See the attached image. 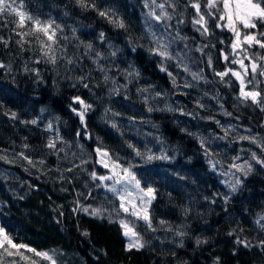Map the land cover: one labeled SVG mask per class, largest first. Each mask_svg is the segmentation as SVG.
<instances>
[{
  "label": "trees",
  "instance_id": "obj_1",
  "mask_svg": "<svg viewBox=\"0 0 264 264\" xmlns=\"http://www.w3.org/2000/svg\"><path fill=\"white\" fill-rule=\"evenodd\" d=\"M15 2L53 22L55 42L0 19V226L12 241L55 264H264V75L232 63L247 55L264 68V49L233 55L234 34L212 18L210 34L198 31L190 0ZM229 68L259 103L216 74ZM75 97L91 105L84 122ZM97 148L155 189L152 226L130 219L142 248L128 245L117 199L92 178L105 172ZM0 262L51 264L29 250L0 249Z\"/></svg>",
  "mask_w": 264,
  "mask_h": 264
},
{
  "label": "snow or ice",
  "instance_id": "obj_2",
  "mask_svg": "<svg viewBox=\"0 0 264 264\" xmlns=\"http://www.w3.org/2000/svg\"><path fill=\"white\" fill-rule=\"evenodd\" d=\"M78 3H80L82 6H84V0H77ZM172 7H175V5H171ZM190 6L195 10L197 17L194 19L193 23L194 25H200V28L197 29L198 31H202V34H210V29L208 27L209 18H212L216 21L215 26L217 28L227 27L235 36L234 41L231 44V48L233 49V55H235V50L240 49L241 51H246L244 48V45H247L249 47L252 46H258L260 49H264V31H261V28H264V0H206V3L204 5L205 9L207 10V14H205L204 11L201 9V3L199 0H195V2H191L190 0ZM161 9H164V5L160 4L158 5ZM23 4L17 5L15 0H0V19L9 16V15H15L18 19L13 21L16 27H28L27 33H20V35H35L36 33H43L47 37L49 41L55 42V30L52 28L53 22H43L39 20L38 18H34L33 16L27 14L26 12L22 11ZM101 16L106 15V13L101 12ZM164 16L168 19H171V16L168 15L167 12H164ZM157 20H160V16H156ZM119 27H124L125 25L123 22H120ZM242 29L244 30H256V31H248L244 32L242 35ZM103 34H101V37ZM3 38H0L2 40ZM5 45H7L8 41H3ZM18 43H20L18 41ZM43 44L44 42L41 41ZM89 48L91 45L88 46ZM162 47H165L162 45ZM157 54L164 58H170L169 53L166 50L160 51L157 50ZM114 55V53H113ZM224 60H228V56L225 55ZM244 59H248L251 61L250 65H246L244 63ZM260 60H264V56L259 57ZM52 62H55V58L52 57ZM209 63L211 64V59H209ZM232 63L238 64L240 69H243V73L247 74L249 70L251 73L255 74L259 70L261 75H264V68H261L256 61L253 59L252 56H245L242 59H233ZM0 67H5L4 64L0 63ZM166 71V69H162ZM187 71V69H185ZM231 73L233 76H235L241 84L240 94L244 99H251L254 103H259L258 97H260V92L258 91H245V81L242 76V73L240 71H234L233 69L229 68L223 72L216 73L221 78L229 75ZM193 79H199L197 73H192ZM87 87V85H84ZM77 103L81 105L80 111L77 112V110L74 108L72 111L76 112L77 115L80 117L81 122H84L85 114L88 110L91 109V105L86 104L80 97L74 98ZM13 116H15V113H13ZM25 123H28L27 121ZM32 124H36V120L30 121ZM51 128V124L48 126ZM243 139H247V137H244ZM49 147H53L54 144L50 143L48 145ZM129 147H132L129 145ZM96 152L100 154L102 157L110 158V154L107 151H102L101 149L97 148ZM141 153L139 150H136V155H140ZM160 159H168L167 156H161L158 157ZM253 158L255 159V154H253ZM27 159V157H25ZM148 159H152L151 156L148 157ZM258 163L264 165V160H258ZM100 163L103 164L105 168L109 167V164L105 162V160H101ZM121 168L122 172L124 173V176L121 177L120 173L116 172V168ZM251 168V165L248 166ZM111 171L113 172V175H104V176H97L95 172H93L92 178L93 179H99L100 181H106V180H113L114 176V184H123V194L120 190H118L115 186L109 187L108 185H104L105 188H108V190L112 193H115L117 197L120 199V208L125 213H129L132 216L137 217L138 219H143L148 227H151V214L149 211V206L151 204V201L155 199V189L152 187H141V182L136 178L135 173H133L130 168H123L122 165H119L117 161L112 162V168ZM245 175H247V172H245ZM237 183H241V181H237ZM134 185V187L142 194L139 198L143 202L142 205H137L132 203L131 201H126V197L130 194L128 191L129 185ZM233 191H235V187L233 186ZM131 205V207L127 206ZM85 212H88L87 208L82 209ZM74 211H76L74 209ZM92 215L100 216L101 210L100 209H94L91 212ZM163 223V221H161ZM122 227L127 228V225L121 221ZM264 227V226H262ZM128 232H125V235H127ZM179 235L183 236L184 233H178ZM87 235V233H85ZM197 243H200V241H197ZM237 243H244L243 241H237ZM7 246H10V249ZM135 246L137 248H142L144 245L139 242V240L136 241ZM245 246H248L245 244ZM261 246L264 247V241L261 242ZM131 247V245H130ZM25 248L27 249V245H19L12 241V239L7 235L5 230L3 228H0V249H3L7 252L9 256L17 255L19 254V250ZM29 251L33 252L37 256H43L48 258L51 261V264H55V261L52 259L51 256L48 255V253H42L37 252L35 249H28ZM24 259H28L27 257H24ZM2 264V262H0Z\"/></svg>",
  "mask_w": 264,
  "mask_h": 264
},
{
  "label": "rangeland",
  "instance_id": "obj_3",
  "mask_svg": "<svg viewBox=\"0 0 264 264\" xmlns=\"http://www.w3.org/2000/svg\"><path fill=\"white\" fill-rule=\"evenodd\" d=\"M242 32H245V30L244 29H242L241 30ZM243 35V34H242ZM234 39H235V36L233 37V41H234ZM232 41V42H233ZM232 42H231V44H232ZM231 44H230V48H231ZM232 51H233V49H232ZM235 51H238V49L237 50H235ZM235 58L236 59H241V58H237V55H235ZM48 131L51 133L50 134V140H49V144L50 143H53L54 145H55V143L57 142V140H58V137H57V134H56V132H55V130L51 127V128H49L48 127ZM102 151H105V150H102ZM96 159H97V163H99L102 167H104L103 166V164L102 163H100V161L103 159V160H105V162H107L108 164H109V167L108 168H105L104 167V173L101 175V176H104V175H113V172L111 171V168H112V162L113 161H116V160H114V159H112L111 157L110 158H105V157H102L100 154H98L97 152H96ZM119 164V163H118ZM119 165H121V164H119ZM122 167L123 168H126L124 165H122ZM116 172H118V173H120V176L121 177H123L124 176V173L122 172V169L121 168H116ZM114 179H115V176H114ZM114 179L113 180H106V181H101L103 184V188H104V190L105 191H107L108 193H110V194H112L116 199H117V201H118V210L120 211V213H121V215H120V217L118 218V221L121 223V221H123L126 225H127V228H125V227H122L123 228V235L125 236V238H126V240H127V242H128V245L130 246V245H135L136 244V241L137 240H139V242L141 243V240H140V238L137 236V234L135 233V231H134V228L131 226V223H130V219H131V217H133V218H137V217H135V216H132V215H130L129 213H125V212H123V210L120 208V203H121V201H120V199L117 197V195L115 194V193H112V192H110L109 190H108V188H105L104 187V185H108L109 187H111V186H115L118 190H120L121 191V193L123 194V184H114ZM142 187V186H141ZM145 188V187H144ZM128 191H129V195L126 197V201H131L132 203H134V204H137V205H142L143 204V202L140 200V196L142 195L135 187H134V185H129L128 186ZM127 206H129V207H131V205H127ZM86 207H89L90 208V205H87ZM121 226H122V224H121ZM0 228H2L1 226H0ZM128 232V234L127 235H125V232ZM8 235V234H7ZM9 236V235H8ZM19 245H24V244H19ZM28 249H31L29 246H28V248L27 249H25V248H22V249H20L19 250V253L20 252H23L25 255L27 254V251H28ZM9 250H10V248H9ZM6 252V251H5Z\"/></svg>",
  "mask_w": 264,
  "mask_h": 264
}]
</instances>
